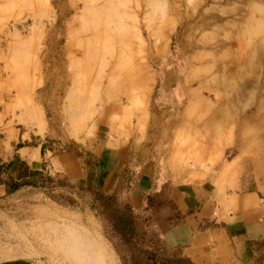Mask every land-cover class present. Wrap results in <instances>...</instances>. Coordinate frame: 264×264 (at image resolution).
<instances>
[{"label":"rangeland","instance_id":"obj_1","mask_svg":"<svg viewBox=\"0 0 264 264\" xmlns=\"http://www.w3.org/2000/svg\"><path fill=\"white\" fill-rule=\"evenodd\" d=\"M82 1L85 0H56L49 13H41L38 9L24 10L11 6L9 0H0V129L45 139L46 146L56 153L75 150L84 160L96 159L95 148L109 136L121 140L125 146L158 145L162 159L167 164L171 161L189 179L197 171L208 172L221 152L199 150L202 141L196 138L198 133H203L205 146H212L219 138L228 139L227 130L218 132L223 122L229 120L222 113L219 118L218 113L231 109L244 113L250 109L248 106L254 109L260 104L255 102L259 99L257 95L264 97V0H122L124 16L114 22L122 20L132 27L140 41L138 45L143 48L142 64L150 70L153 81L141 93L127 90L116 77L108 94L109 83L105 82L108 66L121 40L104 38L100 41L101 66L97 69L100 80L95 81L93 94L85 95L84 91L76 94L78 103L86 96L92 99L87 110L75 116L76 104L69 100L73 84L71 57L65 48L71 43V36L78 37L79 26L74 22L78 14L72 8ZM33 31L45 36L46 43L33 60L32 77L38 85L29 90L30 79L18 81V72L7 64L17 37H28ZM161 33L166 36L165 45L158 48L156 41ZM182 73H185L183 88L188 99L185 105L179 103ZM212 78L220 85H212ZM204 81L208 88L203 89L197 105L209 110L198 119L201 121L198 128L188 118L190 91L199 90V83ZM246 81L250 85L244 87ZM173 92L178 99L175 103L169 98ZM231 96H239L240 100L225 101L221 107L224 98ZM181 109L183 119L178 117ZM31 111L36 112L38 120L30 115ZM236 122L239 133L244 123L240 119ZM182 133L187 138L181 142L183 151L178 157L173 152ZM255 138L253 134V145ZM254 155L257 159L262 152L257 150ZM130 173L124 176V188L131 183ZM48 176L53 182H45L43 188H31L0 203V243L11 227L42 221L45 212L61 213L88 226L96 240L105 246L110 262L122 264L102 220L91 208L92 201L72 190V186L78 185H72L67 178L45 174ZM140 217L160 236L147 210ZM5 253L0 249V263L25 259L47 264L45 259Z\"/></svg>","mask_w":264,"mask_h":264},{"label":"crops","instance_id":"obj_2","mask_svg":"<svg viewBox=\"0 0 264 264\" xmlns=\"http://www.w3.org/2000/svg\"><path fill=\"white\" fill-rule=\"evenodd\" d=\"M184 76L182 73L180 77L181 104L187 96ZM211 82L214 86L218 83L215 78ZM249 85L250 81L244 83V87ZM207 88L204 81L199 83V90L190 91L188 118L198 128V119L209 110L197 105ZM256 97L260 104L254 109L248 106L244 113L232 109L218 113L219 118L222 113L229 120L218 132L227 130L228 139L219 138V142L205 146L203 133H198L196 138L202 141L199 150L221 152L208 172L197 171L189 179L171 161L167 164L162 159L158 145L125 146L109 136L95 148L94 187L104 194H119L138 214L147 210L168 251L195 264H264V97ZM171 98L173 103L178 101L176 92ZM237 98H224L221 107L225 101L237 103ZM183 115L181 109L178 117L183 119ZM237 119L244 123L239 133ZM253 134L257 136L255 145ZM185 136L180 134L176 141L173 154L178 157ZM33 137L0 129V203L31 189L24 187L9 194L7 183L26 181L34 172L63 176L72 184L87 180L85 160L75 150L56 153L46 146L45 139ZM257 150L262 155L256 159ZM129 171L133 184L124 188V176ZM78 193L92 201L90 193Z\"/></svg>","mask_w":264,"mask_h":264},{"label":"bare ground","instance_id":"obj_3","mask_svg":"<svg viewBox=\"0 0 264 264\" xmlns=\"http://www.w3.org/2000/svg\"><path fill=\"white\" fill-rule=\"evenodd\" d=\"M55 1L9 0V4L22 7L24 10L38 9L44 13L49 11ZM121 3L122 0H85L79 6L72 8L78 14L74 22L79 26V32L76 31L78 37L71 36L72 41L65 50L71 57L73 74L71 72L70 77L73 84L69 100L71 104L72 102L76 104L75 116L83 114L82 112L87 110V105L92 99L86 96L78 103V99L75 98L76 94L82 91L85 95L86 93L93 94L95 81L100 80L97 69L101 66L103 51L100 41L104 38L121 40L119 49L116 48L112 52L113 57L108 66V75L105 80L109 83L108 94L113 90L116 77L123 81V86L125 85L127 90L141 91V93L142 90L146 92L148 85L153 81L150 70L142 64L143 48L139 46L140 41L132 31V27L123 24L122 20L114 22L117 17L119 19L124 16ZM37 21V18H34V23L37 24ZM165 37L163 33L157 37L159 41H156V46L158 48L165 45ZM45 43L46 37H41L33 31L28 37L18 36L17 43L12 49L7 66L18 72L16 76L18 81L28 82L30 79L29 90H33L38 85L36 78L32 77V70H35L33 60L39 48ZM29 113L35 117V120H38L35 111ZM42 215V221L9 228L4 242L0 243V249L9 255L45 259L47 264H112L105 246L96 240L88 226L74 217L61 213L45 212Z\"/></svg>","mask_w":264,"mask_h":264},{"label":"trees","instance_id":"obj_4","mask_svg":"<svg viewBox=\"0 0 264 264\" xmlns=\"http://www.w3.org/2000/svg\"><path fill=\"white\" fill-rule=\"evenodd\" d=\"M170 97H172V94ZM185 101L184 96L182 105ZM160 103H162L161 95ZM85 163L88 170L87 180L72 184L78 185V187L72 186V190L82 193L88 192L92 195L91 208L96 211L98 217L102 220L104 229L108 232L122 264H195L186 257L168 251L161 236L154 233L149 225H146V221L141 219L140 214L136 213L129 203L120 199L119 194H104L94 187L93 179L96 173L97 160L95 158L94 160H85ZM45 182L51 183L53 178L50 176L45 177L43 172H34L30 179L26 181L7 183L8 193L12 194L29 186L34 189L43 188ZM131 182L133 184V178ZM150 220L154 225L152 218ZM0 264L35 263L18 259L4 261Z\"/></svg>","mask_w":264,"mask_h":264}]
</instances>
